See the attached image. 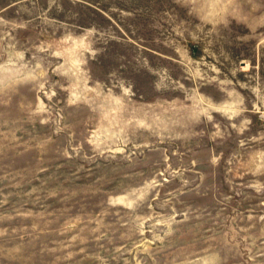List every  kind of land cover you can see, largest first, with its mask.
Masks as SVG:
<instances>
[{
	"label": "rangeland",
	"instance_id": "obj_1",
	"mask_svg": "<svg viewBox=\"0 0 264 264\" xmlns=\"http://www.w3.org/2000/svg\"><path fill=\"white\" fill-rule=\"evenodd\" d=\"M0 264H264V0H0Z\"/></svg>",
	"mask_w": 264,
	"mask_h": 264
}]
</instances>
